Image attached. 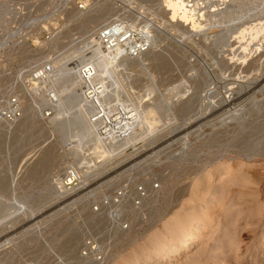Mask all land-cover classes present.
Masks as SVG:
<instances>
[{
    "label": "rangeland",
    "instance_id": "1",
    "mask_svg": "<svg viewBox=\"0 0 264 264\" xmlns=\"http://www.w3.org/2000/svg\"><path fill=\"white\" fill-rule=\"evenodd\" d=\"M80 1L8 4L29 6L37 35L55 39L24 51L25 68L67 57L51 76L60 83L52 91V121L28 108L34 119L28 126H0V264H264V32L257 31L264 27V0L227 16L219 12L232 3L209 8L211 0H183L204 15L200 25L191 21L194 33L191 22L184 28L165 14L164 0H90L89 14L72 16ZM116 16L136 34L152 28L156 60L108 68L99 51L81 50ZM86 63H101L97 73L109 95L140 116L131 140L99 152L81 148L91 146L94 133L85 109L72 103L76 91L68 82V70ZM72 168L85 183L60 190L58 178ZM137 187L147 198L134 209ZM120 192L127 198L116 209ZM115 209L127 230L112 221ZM185 233L199 237L175 253ZM88 240L102 253L98 262L82 255ZM155 242L175 245L151 257Z\"/></svg>",
    "mask_w": 264,
    "mask_h": 264
},
{
    "label": "built area",
    "instance_id": "2",
    "mask_svg": "<svg viewBox=\"0 0 264 264\" xmlns=\"http://www.w3.org/2000/svg\"><path fill=\"white\" fill-rule=\"evenodd\" d=\"M12 0H4L0 2V20L1 14L6 13L7 22L3 24L0 21V126H12L16 125L24 115V109L31 102V98H36L39 95V91L33 83H38V81L44 79V74L50 73L51 63L53 59H48L44 63H31L26 68L23 65V56L24 51H29V53L35 51V47H38L39 42H50L54 37L52 33H46L45 36L39 37L37 35L38 26H37V16L29 6L23 3H11ZM85 1V0H84ZM84 1L76 3L75 6L82 12L86 11V6L83 4ZM6 5V6H5ZM14 5V6H13ZM7 16H10L9 18ZM116 16L109 21L103 23L96 31L94 32V40L97 41L99 49L105 54H111L115 51L116 43L111 38L110 28L113 26H119L120 22L124 23L125 26L130 27L132 23H127L123 18H117ZM117 19V20H116ZM46 26L52 29L53 24L50 23L52 20L47 19L44 21ZM133 25V24H132ZM147 25V24H146ZM134 26V25H133ZM152 27V26H151ZM46 29V28H44ZM54 29V28H53ZM134 28L123 29V32H127L125 36L120 38L119 43L122 44L121 54L125 56L127 54L128 58H136L140 54L147 52L149 45L145 42L144 38L141 37V33L144 31L143 27L140 29L138 34ZM130 33L133 34L135 39H138V44L134 42L126 45L131 38ZM39 38L44 39L40 41ZM81 70L82 78L86 81V86H83V90L86 92H92L93 88L89 85L88 75L92 72L91 67L88 65ZM90 77V76H89ZM40 85V84H39ZM59 82L51 83L49 80H44L41 83L43 95H48V92L58 89L60 86ZM50 98L53 101V104H46L43 108L35 109L40 117L51 118L52 114L55 113L57 108L56 100L50 94ZM56 103V104H55ZM100 111L101 109L90 110L91 114ZM99 116L98 118H101ZM103 118H105L103 116ZM96 120V119H95ZM94 120V121H95ZM93 122V121H92ZM106 128V127H105ZM107 129V128H106ZM104 130V129H103ZM78 181L75 179L72 169L67 171V177L63 181V188L65 192H72L77 188ZM152 188H157V185H153ZM136 195L135 200L132 201L131 206L134 209H138L141 206V202L147 198L146 190L143 187H137L135 189ZM126 193H118L116 200L114 201L116 209L121 207L122 202L126 199ZM102 205H98L100 208ZM94 207L93 212L98 213L99 208ZM114 210L110 213L112 221L119 223L121 230H127L128 226L122 225L120 211ZM83 256H93L95 257L96 262L101 260V257H96V255H102L101 251L95 246V241H86L84 243ZM25 264H34V263H25Z\"/></svg>",
    "mask_w": 264,
    "mask_h": 264
},
{
    "label": "bare ground",
    "instance_id": "3",
    "mask_svg": "<svg viewBox=\"0 0 264 264\" xmlns=\"http://www.w3.org/2000/svg\"><path fill=\"white\" fill-rule=\"evenodd\" d=\"M215 1H221V4L223 6L225 4L227 5V3H228V6L231 3L234 4V6L230 5L229 8H227L226 12H225L224 8H223L224 9L223 12H219L220 14H222L224 16H227V15H229L231 13L232 14L233 13H237V12L244 13L245 12V7L247 6V3L249 2V4H250L251 0H211L208 3L209 4V8L214 6ZM164 3L166 4L165 8H166V12H167L165 14L166 15L167 14L171 15V19L172 20L178 18L181 26L184 27V28H185L186 25L190 24L191 21H194L193 23H195V21L199 22L200 19H203V17H204L203 13H200L201 9L196 8V4L193 7H190V9H188L189 7H187V5L184 3L183 0H164ZM83 4L87 8L86 11L82 12V11H80L78 9V7H75L72 16L74 15V13H80L81 15L78 16V17H82V15H84L85 13H88V11H91L93 9V7L91 6L92 4H90V0H85L83 2ZM111 6H113V5H111ZM215 12H218V11H215ZM163 13L164 12H162V14ZM212 15H213V13H212ZM217 15H218V13H217ZM5 16H6V13L3 12V14H1V20H0L1 23H2V26H3L4 23L7 22ZM73 18H75V17H73ZM240 20L241 19H239V21ZM195 24H192V22H191L192 30H190V31L192 33L195 32L194 31L195 27L193 28V25H195ZM198 25H200V22H199ZM130 27L134 28L132 24L130 25ZM130 27L125 26L124 23L120 22L119 26H113V27L110 28L111 38L116 43L115 51L112 52L111 54H105L104 52H102L99 49L98 45H97V41H93V40H91L90 42H87V45L84 46L81 50L86 48V49H88L90 51H92V50L99 51L100 52V56H101L100 57V60H101L100 62L103 64V67H108V68L114 67L116 64H118V63H120L122 61H131V62L132 61L136 62V60L140 61L141 60L140 58H142L144 56H147V61L153 62L154 60H156L158 58L156 53H154V51L150 52V50H152V48L155 46V44L157 42H156V40H154V37H152V28H151V31H150V28H148V27H145V31L143 33H141V37L140 38H144L145 42L148 43V45H149L148 49L149 50L147 52H145V53L140 54L136 58H128L127 54L125 56H123L121 54L123 45L119 43V40H120V38L125 36L126 33H127L126 31L123 32V29L125 30V29L130 28ZM92 30H94V28L90 27L89 32L91 33ZM198 30H199V27H198ZM257 31L259 32V34H260V32L261 33L264 32V27L260 26L259 28H257ZM191 32H189V33L192 34ZM196 32H198V31H196ZM198 34H199V32H198ZM93 36H94V33H91L87 38L92 39ZM130 36H131L130 40L128 42H126L125 44L128 45L131 42H134L135 44H138V42H137L138 39H135V37L133 36L132 33H130ZM152 38H153V41H152ZM54 40L55 39L52 38L50 40V42H44L43 41L41 44L38 41V45H43L44 47H48V46L54 44ZM88 50H86L85 52H87ZM66 57L61 58V60H59V61H57L55 63L52 62V65H51L52 71L50 73L46 72L44 74V79L43 80L38 81V83H33V85H35L37 90L39 91V95L36 98H31V102H29V104L26 107V109H24V116H25V114H28V115H27V117L25 116V118L22 115L21 119L19 120L21 122V123L19 122L20 123V125H19L20 128L18 127V129L21 130V128L23 129L26 124H27L26 126H28L29 123L34 121V119L31 116V114L30 113H26L28 108L32 109V113H33L34 110L36 108H38L40 105H42V103L45 100L47 102H49V104H53V101L50 98V94L52 95V97L57 102L55 93H53L52 91L48 92V95H45V96L43 95V93H40V92L43 91V88L41 87V83L45 79L51 81V76H52V73L54 71V68H56V66L60 63V61L64 60ZM81 59L82 58H80V60H79V65L78 66H80L84 62V60L82 61ZM38 61H40V60H38ZM76 61H77V59H76ZM131 62H129V63L132 64L133 62L132 63ZM77 64H78V62H77ZM100 64H99V67L98 66L96 67L95 64L93 65L91 63L90 64H88V63L83 64L82 65L83 67L81 66V69H82V68H84V67L89 65L91 67V69H92V72H90L89 75L87 76L89 85L93 88L92 92H86V91L83 90V91H81V94H80V92H78V91L82 90L81 86L85 87L86 84H87L86 81L82 78L81 70L80 69L79 70H72V69L68 70V82H70V84L72 83L71 87L73 88V90L75 89V91H76V94H75L76 96L75 97L77 98L76 99L74 97L76 100L74 102L73 101L74 99H73L72 103H75L78 106L82 107L83 110L85 109L86 112L84 111V113H86L85 115H87L85 117H88V123H89V125L92 128L93 133H94V135L92 134L94 136V141L91 142L92 143L91 146L84 145V147H81V148L82 149H88V150L92 149L93 152H96V151L99 152V150L104 149L103 145L106 146V147H111V146H115V145H119V144L121 145V144L131 140V138L135 134L134 133V129H135L134 126L136 124H138L139 121H140V116H139V114L137 112H135L134 110L131 111L132 109H130V107H127L128 105L124 104L123 102L121 104H119L120 101H118L116 97H113V96L109 95L110 93L108 92V90L111 87L107 88L106 87L107 85H106L105 81H102L101 72H99L100 74L97 73L98 69L100 68ZM101 68H102V66H101ZM228 98H225V99H228ZM113 102H115V105L112 104ZM228 102H229V100H228ZM98 107H99V109H101V115H99L100 111H98V112H96L94 114L90 113L91 109L97 110ZM41 108H43V107H41ZM41 108H38V109H41ZM136 113H137V115H135ZM53 115L54 114H52V117H53ZM99 116H102V117L98 118ZM103 116L105 118H103ZM52 117L51 118H45V120L43 119V121H48L47 123H50V121H52ZM22 119H24V120H22ZM39 119L41 120V117H39ZM5 127H7V126H5ZM137 131H138V127H137L135 132H137ZM119 138L121 140L116 141ZM105 142H108V143L112 142V143L106 144ZM72 172H73V175H74L75 179L78 181V185L77 186H82L85 183V181L83 180V176L81 175L82 173L80 171L74 169V168H72ZM66 177H67V172H65V174L62 177V179L58 178L60 190H64L62 184H63V181L66 179ZM197 186H198V184H197ZM183 235L184 236L182 237V239L179 242V246H177V248L173 247L175 253L179 252V250L187 249L189 247V245H191L193 243L192 241L199 237V235L198 236L195 235L194 238H189L190 237L189 233H185ZM173 243H170V242H155V243H153L152 246L154 247L153 249H155V251L153 252V255H151V257L152 256L156 257L157 255L166 253L167 251L171 250L172 246L175 245ZM148 249H151V248H148Z\"/></svg>",
    "mask_w": 264,
    "mask_h": 264
}]
</instances>
